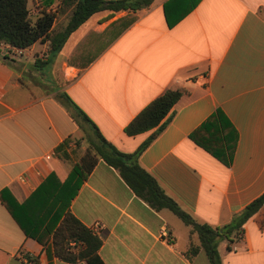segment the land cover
I'll list each match as a JSON object with an SVG mask.
<instances>
[{
	"label": "crops",
	"instance_id": "crops-1",
	"mask_svg": "<svg viewBox=\"0 0 264 264\" xmlns=\"http://www.w3.org/2000/svg\"><path fill=\"white\" fill-rule=\"evenodd\" d=\"M116 1V0H104ZM60 0H28L32 20L55 13L66 25L71 8ZM165 10L174 19L171 28ZM49 41L22 55L0 57V196L18 204L50 174L64 181L85 153L82 129L58 99L65 93L119 151L134 152L151 131L127 136L125 127L168 89L185 93L166 128L142 152L140 166L164 193L199 223L231 222L264 194V0H153L136 11L93 14L43 68ZM3 52L1 56H4ZM237 135L225 166L190 135L216 112ZM85 128L92 133L90 125ZM216 136V132H215ZM219 135H217V138ZM70 139L68 160L46 155ZM0 197V264H70L26 238ZM71 213L102 241L104 264H208L202 250L189 258L196 234L167 209L138 198L118 171L98 160L71 200ZM264 206L243 226L240 240L218 245L221 264H264ZM165 229L169 243L160 237ZM229 247V248H228ZM75 264H87L80 261Z\"/></svg>",
	"mask_w": 264,
	"mask_h": 264
},
{
	"label": "trees",
	"instance_id": "trees-1",
	"mask_svg": "<svg viewBox=\"0 0 264 264\" xmlns=\"http://www.w3.org/2000/svg\"><path fill=\"white\" fill-rule=\"evenodd\" d=\"M60 1L62 11L68 8H71V11L66 25L55 30L52 28L55 13L42 10L39 17L32 20L28 0H0V57L6 62L9 60L6 55L1 56L4 46L28 49L37 41L47 40L50 51L46 61L36 59L34 63L35 68L41 69L55 58L68 36L93 14L103 10L136 11L148 7L153 0ZM184 16L185 13H182L172 19L165 10V19L169 28ZM184 93L183 89L166 90L141 110L125 127L124 133L127 136L151 131L148 138L131 153L119 151L112 143L104 139L84 112L65 93L59 94L58 99L69 110L70 116L78 126L87 131L85 125H90L92 133L88 132L89 147L80 160L72 165L64 181L61 182L55 173H50L21 204L11 197L5 202L3 196H0L26 238L35 240L43 247L50 243L53 255L66 263L75 264L85 261L87 264H104L98 256L101 239L83 225L69 209L70 202L77 194L79 187L100 159L118 171L122 180L138 198L156 210H169L189 228L190 236L197 235L199 245L190 243L186 252L189 258L196 256L202 250L208 264H221L219 243L223 240L230 243L240 240L244 224L264 206V194L234 215L230 223L214 228L197 222L183 211L139 164L140 155L166 128L170 121L168 114ZM217 135H219L218 138ZM190 139L222 164L230 166L237 135L234 129L224 123L221 112L212 114L198 130L190 135ZM69 142L70 139H67L54 150L59 158L69 159L66 151ZM261 228L264 229V221ZM20 264H39V262L37 258L26 257L25 261H20Z\"/></svg>",
	"mask_w": 264,
	"mask_h": 264
},
{
	"label": "built area",
	"instance_id": "built-area-1",
	"mask_svg": "<svg viewBox=\"0 0 264 264\" xmlns=\"http://www.w3.org/2000/svg\"><path fill=\"white\" fill-rule=\"evenodd\" d=\"M3 54L5 55H11L14 57H19L22 55V49L14 48L10 46H4L2 49ZM55 152H50L48 155H46V159H50L51 157L55 156ZM160 237L166 242L169 243L170 240L168 239V234L165 229H162L160 231Z\"/></svg>",
	"mask_w": 264,
	"mask_h": 264
},
{
	"label": "rangeland",
	"instance_id": "rangeland-1",
	"mask_svg": "<svg viewBox=\"0 0 264 264\" xmlns=\"http://www.w3.org/2000/svg\"><path fill=\"white\" fill-rule=\"evenodd\" d=\"M88 130L87 131H84V129L82 130V133H81V136L80 138L77 140V144H78V147L76 148L75 150V158L78 157L77 154L80 152H78V150H80L81 147H85V152L88 150V139H89V134H88Z\"/></svg>",
	"mask_w": 264,
	"mask_h": 264
}]
</instances>
